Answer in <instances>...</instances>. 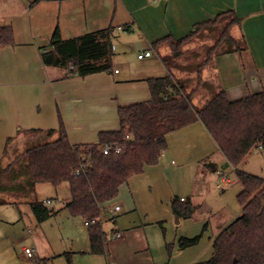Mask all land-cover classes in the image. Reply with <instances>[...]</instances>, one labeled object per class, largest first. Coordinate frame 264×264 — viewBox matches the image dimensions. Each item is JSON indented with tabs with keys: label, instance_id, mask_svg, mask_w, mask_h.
I'll list each match as a JSON object with an SVG mask.
<instances>
[{
	"label": "crops",
	"instance_id": "0c3cea01",
	"mask_svg": "<svg viewBox=\"0 0 264 264\" xmlns=\"http://www.w3.org/2000/svg\"><path fill=\"white\" fill-rule=\"evenodd\" d=\"M223 15L232 20L227 31L234 46L214 50L199 71L201 82L214 92L223 90L229 100L264 92V0H0V26L13 30V44L0 47L2 166L11 162L5 158L8 145L14 159L29 145L55 139L59 124L72 145L95 144L100 131L117 130V108L148 100L149 79L167 75L180 79L163 59L170 53L168 39H180ZM108 26L113 27L109 72L65 77L64 69L42 64L41 51L48 47L54 29L67 39ZM165 36L167 40L157 42ZM147 50L149 56L137 58ZM203 97L201 101L209 96ZM49 129L53 130L50 135ZM166 142L157 164L130 177L113 201L136 209L129 180L137 176L152 183L167 179L173 158L180 164L178 170L184 164L211 163L220 182L230 180L219 168L231 166L200 121L169 132ZM215 152L222 156L218 162L211 156ZM193 182L189 180L188 187ZM114 206L120 210L117 202ZM113 245L115 249L123 246ZM133 247H128L129 259L113 264H199L211 255L201 260L188 247L179 249L161 241L150 244L146 239ZM177 257L181 260L174 261Z\"/></svg>",
	"mask_w": 264,
	"mask_h": 264
},
{
	"label": "trees",
	"instance_id": "16d2710c",
	"mask_svg": "<svg viewBox=\"0 0 264 264\" xmlns=\"http://www.w3.org/2000/svg\"><path fill=\"white\" fill-rule=\"evenodd\" d=\"M198 28L180 39H168L174 55ZM112 38L111 26L67 39L56 28L48 47L41 51V62L44 66L64 69L65 77L109 72ZM11 44V26H0V47ZM197 80V87L203 85L210 93L200 107H195L191 100L197 87L187 93L182 82L171 75L149 79V99L118 107L119 128L100 131L95 144H70L59 124L54 140L27 146L4 167L0 162V192L31 191L38 183L52 186L66 183L70 199L65 208L70 215L88 222V252L104 254L102 207L116 198L119 188L130 177L142 173L145 166L157 164L167 147L169 132L200 121L228 166L235 169L240 185L236 198L241 212L213 237L210 257L199 264H264V179L238 169L253 149H264V92L229 100L223 90L214 92L208 83L201 82L199 75ZM52 132V129L46 131L48 135ZM104 143L117 145L121 151L115 153L111 149L102 154L100 147ZM207 166L216 170L211 163ZM0 204H4L1 199ZM29 206L37 222L52 212L41 201H32ZM170 208L177 218H189L195 206L189 199L181 201L173 197ZM198 237L181 236L176 241L177 247L195 245Z\"/></svg>",
	"mask_w": 264,
	"mask_h": 264
},
{
	"label": "rangeland",
	"instance_id": "374dc122",
	"mask_svg": "<svg viewBox=\"0 0 264 264\" xmlns=\"http://www.w3.org/2000/svg\"><path fill=\"white\" fill-rule=\"evenodd\" d=\"M231 22L230 17L223 15L215 22L199 27L179 46L177 55L170 51L171 47L168 48L170 53L163 59L178 71L181 76L178 80L182 82L185 92L197 87L198 71L208 63L214 50L234 46L227 31ZM236 44L240 45L239 42ZM203 96H210L209 89L200 85L191 97L192 101L197 102H193L195 107L205 102L201 101ZM52 140L43 139L41 142ZM10 149L11 144L7 146L5 158L12 161ZM211 156L216 162L219 157L222 159L221 154L216 152ZM168 164L171 174L167 179L152 183L145 177L137 176L129 180L136 209H130L120 201H112L102 207L100 221L105 232V256L88 252L83 219L70 215L65 208L70 199L66 183L58 187L38 183L31 191L0 192V199L4 201V204H0V264H100L97 261L113 264L114 261L129 259L128 247L145 239L150 244L161 241L171 245L174 243L177 247L176 240L181 236H199L197 243L188 248L199 253L201 260L207 259L213 237L241 212L236 198L240 185L235 172L231 167L225 170L219 168L231 181L222 183L216 170L207 166L209 163L184 164L182 170L177 169L180 164L175 158ZM238 169L264 179V149H253ZM191 179L194 182L188 187L187 182ZM1 182H4V178ZM189 188L193 191L189 192ZM180 196L191 200L196 206L189 218H176L171 211V198ZM46 199L52 202L47 206L52 212L48 218L37 222L29 204ZM115 202L120 205V210L110 213ZM116 233L120 236L113 238ZM113 243L125 246L115 249ZM25 247L32 249L31 258L24 254ZM175 260L181 259L177 257Z\"/></svg>",
	"mask_w": 264,
	"mask_h": 264
},
{
	"label": "built area",
	"instance_id": "2783aa9c",
	"mask_svg": "<svg viewBox=\"0 0 264 264\" xmlns=\"http://www.w3.org/2000/svg\"><path fill=\"white\" fill-rule=\"evenodd\" d=\"M117 29H118V30H122L123 28H122L121 26H118ZM149 55H150V50H147V51H144L143 53L137 55V58L141 59V58H143V57H147V56H149ZM114 72H117V70H114ZM111 149H113V151H114L115 153H118V152L121 151V149H120L119 146H117V145H111V144H108V143H104V144H102L101 147H100V151H101L102 154H107ZM180 200L182 201L183 198H180ZM41 202H42L43 204H45L46 206L52 204V202H51L49 199L41 200ZM118 209H119L118 206H114L113 209H111L110 212L117 211ZM90 222L93 223L94 220L91 219ZM87 223H88V222L84 221V224H85V225H86ZM119 236H120L119 233H116V234L114 235L113 238H117V237H119ZM23 251H24V254L26 255V257L31 258V257L33 256V251H32V249H30V248H28V247H25V248H23Z\"/></svg>",
	"mask_w": 264,
	"mask_h": 264
},
{
	"label": "water",
	"instance_id": "95a60500",
	"mask_svg": "<svg viewBox=\"0 0 264 264\" xmlns=\"http://www.w3.org/2000/svg\"><path fill=\"white\" fill-rule=\"evenodd\" d=\"M177 218V217H176Z\"/></svg>",
	"mask_w": 264,
	"mask_h": 264
}]
</instances>
